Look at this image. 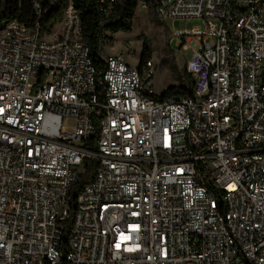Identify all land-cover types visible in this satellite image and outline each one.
Listing matches in <instances>:
<instances>
[{"label":"built area","instance_id":"obj_1","mask_svg":"<svg viewBox=\"0 0 264 264\" xmlns=\"http://www.w3.org/2000/svg\"><path fill=\"white\" fill-rule=\"evenodd\" d=\"M153 3L205 22L172 33L190 96L158 100L130 41L96 71L72 0L0 24V264H264V0Z\"/></svg>","mask_w":264,"mask_h":264},{"label":"trees","instance_id":"obj_2","mask_svg":"<svg viewBox=\"0 0 264 264\" xmlns=\"http://www.w3.org/2000/svg\"><path fill=\"white\" fill-rule=\"evenodd\" d=\"M99 1L100 0H72L73 6L81 19L83 42L88 48L89 58L95 70L98 72L104 67L99 57V44L102 40H107L109 37H104V35L130 33L138 1L145 2L149 9H153L154 6L153 0H115L114 3L111 4L110 13L104 16L100 12V7L102 6L105 9L110 7L109 0H104L103 4H100ZM236 1L237 0H231L234 16H238L239 14L236 8ZM61 13L62 8L48 18L43 26V30L50 31L60 20ZM33 20L34 16L31 9V0H0V24L2 22L17 21L25 25H30ZM149 59V52L143 44L139 62L143 64ZM191 93L192 80L189 75L184 73V79H182L181 84L167 87L157 99L164 100L173 95L190 96ZM94 167L95 165L92 161L87 160L83 163L79 180L70 192V215L65 222V230L62 236V248H64L67 233L74 215L76 195L80 189L90 181L94 173Z\"/></svg>","mask_w":264,"mask_h":264},{"label":"rangeland","instance_id":"obj_3","mask_svg":"<svg viewBox=\"0 0 264 264\" xmlns=\"http://www.w3.org/2000/svg\"><path fill=\"white\" fill-rule=\"evenodd\" d=\"M197 26L205 28V22L203 20L162 21L155 15L153 9L136 7L131 32L109 35L105 52L114 54L125 42L130 41L136 58L127 59V62L132 67H136L144 44L154 67L152 89L159 96L167 87L182 83L186 73L185 63L191 55L189 51L178 50L172 33ZM114 41L115 43L112 44ZM73 125L72 119H66L63 123L64 129L68 132L72 130Z\"/></svg>","mask_w":264,"mask_h":264}]
</instances>
